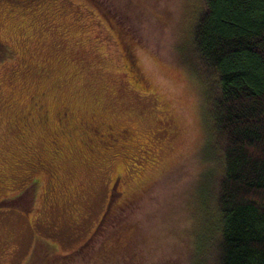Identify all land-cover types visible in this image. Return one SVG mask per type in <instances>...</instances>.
<instances>
[{
    "label": "rangeland",
    "instance_id": "rangeland-1",
    "mask_svg": "<svg viewBox=\"0 0 264 264\" xmlns=\"http://www.w3.org/2000/svg\"><path fill=\"white\" fill-rule=\"evenodd\" d=\"M201 1L0 0V264L209 256Z\"/></svg>",
    "mask_w": 264,
    "mask_h": 264
},
{
    "label": "trees",
    "instance_id": "trees-1",
    "mask_svg": "<svg viewBox=\"0 0 264 264\" xmlns=\"http://www.w3.org/2000/svg\"><path fill=\"white\" fill-rule=\"evenodd\" d=\"M192 43V68L210 85V146L224 164L210 254L196 264H264V0H202Z\"/></svg>",
    "mask_w": 264,
    "mask_h": 264
}]
</instances>
